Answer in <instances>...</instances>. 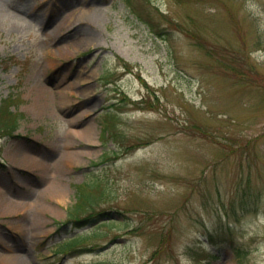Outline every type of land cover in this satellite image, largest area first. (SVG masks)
<instances>
[{
  "label": "rangeland",
  "instance_id": "374dc122",
  "mask_svg": "<svg viewBox=\"0 0 264 264\" xmlns=\"http://www.w3.org/2000/svg\"><path fill=\"white\" fill-rule=\"evenodd\" d=\"M1 108L0 261L264 264V0H0Z\"/></svg>",
  "mask_w": 264,
  "mask_h": 264
},
{
  "label": "bare ground",
  "instance_id": "6f19581e",
  "mask_svg": "<svg viewBox=\"0 0 264 264\" xmlns=\"http://www.w3.org/2000/svg\"><path fill=\"white\" fill-rule=\"evenodd\" d=\"M72 18V17H71ZM100 19V13L99 11L93 6V5H88V6H84V5H81L78 9V11L76 12V14L73 16V18L71 19V21H83V22H86V24H90V25H95ZM86 36L83 37L82 39V42L85 41V42H91L94 40V37L91 33H87L85 34ZM80 134H85L87 135V132L86 130H82V131H79ZM82 134V135H83ZM88 140V139H86ZM15 157L17 156V154L15 153L14 154ZM14 157V158H15ZM74 158V155L73 154H67V159L71 160ZM15 160V159H14ZM18 164H22V165H25L27 164L28 166H34V167H39V164L34 161L33 159L31 160V162H20ZM54 187V186H52ZM52 192V198H58L59 196L61 197L62 193H60L62 191V189L58 192L56 191L55 189L53 190H50ZM10 202H6L4 201L1 197H0V214H4V213H8V211L10 210ZM27 204H23L22 206V209L27 210ZM43 207V205L37 201L35 202L32 207H31V211L33 212V225H34V231L37 232L36 230L38 229L37 225L41 222V218L39 217V213H40V210L41 208ZM26 214V213H25ZM0 264H11V261L7 258H4L0 261Z\"/></svg>",
  "mask_w": 264,
  "mask_h": 264
},
{
  "label": "trees",
  "instance_id": "16d2710c",
  "mask_svg": "<svg viewBox=\"0 0 264 264\" xmlns=\"http://www.w3.org/2000/svg\"><path fill=\"white\" fill-rule=\"evenodd\" d=\"M8 112H9V111H8ZM9 113H10V112H9ZM2 115H4V113L1 112V116H2ZM2 127L5 128L4 125H2ZM235 252H236V255H237V259L239 258L237 264H242V255H241V254H242V251L240 250V248H236V249H235ZM239 256H241V257H239Z\"/></svg>",
  "mask_w": 264,
  "mask_h": 264
}]
</instances>
